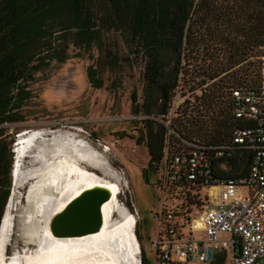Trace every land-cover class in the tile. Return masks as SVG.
I'll use <instances>...</instances> for the list:
<instances>
[{
    "label": "rangeland",
    "instance_id": "rangeland-1",
    "mask_svg": "<svg viewBox=\"0 0 264 264\" xmlns=\"http://www.w3.org/2000/svg\"><path fill=\"white\" fill-rule=\"evenodd\" d=\"M211 1L195 0V44L192 48L195 57L193 63L180 68L178 82L182 92L189 96L194 95L193 90L201 88L207 110V103L211 102L210 106L213 108L216 94L221 93L220 104L226 111V96L225 93L222 94V87H218L231 81V77L226 76L221 81L209 80L201 85L196 83L203 78L201 70L206 67L203 59L207 60L221 51L208 15ZM220 1L228 4L233 2L216 0ZM252 8L256 9L255 3ZM244 14H240L235 22L243 23L246 20ZM201 18L204 21H200ZM100 44L92 46L89 51L69 46L62 61L53 60L41 65L28 82L29 94L19 110L21 119L2 124L9 134L7 138H13L10 148L11 164L16 162L17 169L13 175V168L10 171L14 193L9 209L11 228L7 233L8 242L5 241L4 246L6 259L23 245L29 249L34 247L30 241L34 233L29 226L39 218V213L31 210L27 195L31 187L38 185V177H43L44 173L47 175L49 171L46 165L41 166L40 154L50 149L54 139L58 141L67 138L76 147L94 151V156L100 160V169L95 170L96 174L103 175L102 177L105 174L107 179H114V173L120 177L121 190L117 199L135 217L133 232L139 244L137 259L139 261L141 255H144L149 264H152L148 237L153 234V212L157 209L158 192L153 187L154 172L148 173L147 180L142 175L148 161L145 134L140 121L142 114L132 112L130 99V94L134 91L137 104L141 102L144 58L131 53L123 38L115 31L106 32ZM260 50L259 53L248 52L245 61L235 68H240L247 62H250V68L261 66L260 61H264V46ZM107 52L109 56L106 55ZM88 68L93 69L101 80L100 87H93L88 82ZM167 71H173L172 60L167 65ZM191 76H195V80H191ZM208 117H204L202 122L198 121L197 125H189V130L206 139L207 131H212ZM201 123L202 126L198 128ZM208 134L212 135V132ZM24 146L27 149L18 154L17 150ZM14 180L16 182L13 185ZM259 263L264 264V256L259 259Z\"/></svg>",
    "mask_w": 264,
    "mask_h": 264
},
{
    "label": "trees",
    "instance_id": "trees-1",
    "mask_svg": "<svg viewBox=\"0 0 264 264\" xmlns=\"http://www.w3.org/2000/svg\"><path fill=\"white\" fill-rule=\"evenodd\" d=\"M253 23L238 29L240 36H229L227 31L217 35L221 51L204 58L199 85L206 81L231 77V82L257 83L262 65L250 68V62L240 68L253 46H264V0H254ZM197 3L195 0H0V216L11 185V144L13 138L2 124L21 119L19 110L28 96V82L33 72L50 61H62L66 49L71 47L89 51L100 46L108 31L117 32L130 52L144 58L141 102L137 104L134 91L130 94L133 113L157 116L165 112L172 89L177 84L178 71L183 65L193 63ZM248 6V5H247ZM249 8V6H248ZM246 22L251 18L245 12ZM200 21H204L201 18ZM208 28V23H207ZM109 56V52L106 53ZM172 60V73L167 65ZM87 80L93 87H100L101 80L88 68ZM241 74H240V73ZM264 75V74H263ZM195 80V76H191ZM228 81L218 88H223ZM217 88V90H218ZM223 94V90H222ZM216 94L207 107L212 131L205 140L216 142L227 135L231 125H243V120H231ZM148 155L142 171L147 180L154 172L161 156L162 126L156 121L141 117ZM183 127L196 124L187 119ZM203 123L197 127L200 128ZM197 125V124H196ZM212 132V135L208 133ZM205 131H203V134ZM201 137L199 134H197ZM228 177L246 173L250 153L240 159L228 161ZM141 255L140 264H149Z\"/></svg>",
    "mask_w": 264,
    "mask_h": 264
},
{
    "label": "built area",
    "instance_id": "built-area-1",
    "mask_svg": "<svg viewBox=\"0 0 264 264\" xmlns=\"http://www.w3.org/2000/svg\"><path fill=\"white\" fill-rule=\"evenodd\" d=\"M262 47L253 46L248 52H260ZM260 73L262 77L264 68ZM178 80L164 113L141 116L163 128L153 181L157 209L153 234L148 237L152 264H260L264 256V80H231L222 88L227 115L245 123L231 125L216 142L183 127L189 118L202 122L211 110L205 107L201 88L189 96ZM246 153H250L246 173L228 177V161Z\"/></svg>",
    "mask_w": 264,
    "mask_h": 264
},
{
    "label": "bare ground",
    "instance_id": "bare-ground-1",
    "mask_svg": "<svg viewBox=\"0 0 264 264\" xmlns=\"http://www.w3.org/2000/svg\"><path fill=\"white\" fill-rule=\"evenodd\" d=\"M26 146L18 149V154L25 151ZM93 153L89 148L74 146L67 138L54 139L48 151L38 152L41 166L46 165L49 171L47 175L44 173L43 177H38V185L31 187L27 195L31 210L39 213V218L29 226L37 247L26 252L21 247L22 252L14 251L7 259L4 256L7 233L11 228L9 209L14 193L12 190L0 224V264H138L136 254L139 244L133 232L135 217L117 199L121 190L120 177L114 173V179H107L105 174L104 177L96 174L95 170L100 169V160ZM12 168L13 175L17 170L16 162ZM93 184H103L111 194L110 200L101 206L102 224L99 231L82 238H53L46 225L49 216L62 209L80 190Z\"/></svg>",
    "mask_w": 264,
    "mask_h": 264
},
{
    "label": "water",
    "instance_id": "water-1",
    "mask_svg": "<svg viewBox=\"0 0 264 264\" xmlns=\"http://www.w3.org/2000/svg\"><path fill=\"white\" fill-rule=\"evenodd\" d=\"M11 190L12 183L3 205L0 224ZM110 198V191L103 184H93L83 188L62 209L49 216L46 225L50 235L53 238L74 239L85 237L90 233H97L102 224L101 206ZM30 241L33 242L34 246L36 245L34 236L30 237ZM22 247H24V252L30 250L25 245ZM17 250L19 252L23 251L21 247Z\"/></svg>",
    "mask_w": 264,
    "mask_h": 264
},
{
    "label": "flooded vegetation",
    "instance_id": "flooded-vegetation-1",
    "mask_svg": "<svg viewBox=\"0 0 264 264\" xmlns=\"http://www.w3.org/2000/svg\"><path fill=\"white\" fill-rule=\"evenodd\" d=\"M253 2L254 0H233L231 4H228V2H216V0H212L209 3L208 15L213 23L212 30L214 35L222 31H227L229 36H240L241 32L238 29L245 24L253 23ZM248 9L251 16L249 21L246 22L245 20L243 23L241 22V24L235 22V19L238 20L240 14L245 13ZM253 52L258 53L259 50L255 49Z\"/></svg>",
    "mask_w": 264,
    "mask_h": 264
}]
</instances>
